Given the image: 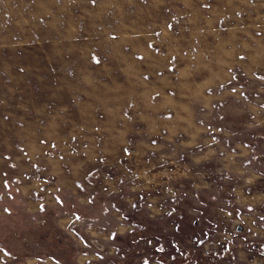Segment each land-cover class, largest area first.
I'll return each instance as SVG.
<instances>
[{
	"label": "rangeland",
	"instance_id": "obj_1",
	"mask_svg": "<svg viewBox=\"0 0 264 264\" xmlns=\"http://www.w3.org/2000/svg\"><path fill=\"white\" fill-rule=\"evenodd\" d=\"M0 264H264V0H0Z\"/></svg>",
	"mask_w": 264,
	"mask_h": 264
},
{
	"label": "crops",
	"instance_id": "obj_2",
	"mask_svg": "<svg viewBox=\"0 0 264 264\" xmlns=\"http://www.w3.org/2000/svg\"><path fill=\"white\" fill-rule=\"evenodd\" d=\"M2 255H3V257H5L7 259L8 254H2Z\"/></svg>",
	"mask_w": 264,
	"mask_h": 264
}]
</instances>
